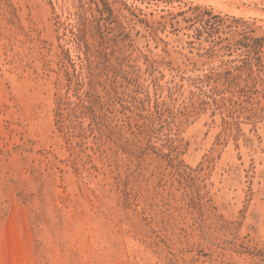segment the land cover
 <instances>
[{
	"label": "rangeland",
	"instance_id": "obj_1",
	"mask_svg": "<svg viewBox=\"0 0 264 264\" xmlns=\"http://www.w3.org/2000/svg\"><path fill=\"white\" fill-rule=\"evenodd\" d=\"M0 264H264V0H0Z\"/></svg>",
	"mask_w": 264,
	"mask_h": 264
}]
</instances>
